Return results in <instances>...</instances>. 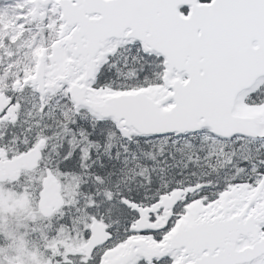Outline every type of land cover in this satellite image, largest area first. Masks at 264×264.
<instances>
[{"label": "snow or ice", "instance_id": "snow-or-ice-1", "mask_svg": "<svg viewBox=\"0 0 264 264\" xmlns=\"http://www.w3.org/2000/svg\"><path fill=\"white\" fill-rule=\"evenodd\" d=\"M0 264H264V0H0Z\"/></svg>", "mask_w": 264, "mask_h": 264}]
</instances>
